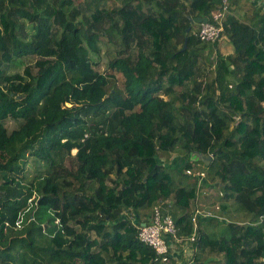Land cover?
Masks as SVG:
<instances>
[{
    "label": "trees",
    "instance_id": "obj_1",
    "mask_svg": "<svg viewBox=\"0 0 264 264\" xmlns=\"http://www.w3.org/2000/svg\"><path fill=\"white\" fill-rule=\"evenodd\" d=\"M220 4L0 0V264H180L138 225L160 204L189 235L198 166L221 214L198 216L191 264H264V10L228 14L222 52L188 18ZM193 150L210 161L160 159Z\"/></svg>",
    "mask_w": 264,
    "mask_h": 264
},
{
    "label": "built area",
    "instance_id": "obj_2",
    "mask_svg": "<svg viewBox=\"0 0 264 264\" xmlns=\"http://www.w3.org/2000/svg\"><path fill=\"white\" fill-rule=\"evenodd\" d=\"M220 7L215 9L210 17H207L206 21L196 22V27L193 29V34L199 38L201 42H214L224 32V24L226 18L229 14L231 1L230 0H220ZM194 162V159H190ZM185 172L192 176L193 180L196 181L197 193L194 199V203L197 202L198 196L201 193L206 192L203 187V181L206 177V170L201 167L187 168ZM214 186V185H213ZM220 195L222 191L218 192ZM218 207V205H217ZM215 213L210 209L203 210L199 206H195L192 214V232L187 236H180L178 234V227L176 226L175 220L168 213H163L160 208V204H155L152 207V215L148 223L138 225V238L153 247L155 250V260L168 261L171 256L177 257L175 255L176 249L173 247H178L179 243L181 245H188L192 249H196L193 246V242L196 241L198 216L212 215ZM22 218L16 220V225L20 226ZM195 252V251H194ZM178 258V257H177ZM178 260V259H177ZM191 259L187 262L191 263ZM178 262V261H177Z\"/></svg>",
    "mask_w": 264,
    "mask_h": 264
},
{
    "label": "rangeland",
    "instance_id": "obj_3",
    "mask_svg": "<svg viewBox=\"0 0 264 264\" xmlns=\"http://www.w3.org/2000/svg\"><path fill=\"white\" fill-rule=\"evenodd\" d=\"M249 1L250 0H246V3L248 4ZM251 1H254L257 4L264 3V0L263 1H261V0H257V1L256 0H251ZM101 47H102V58L100 60L101 63H100V65H97L96 67L99 68L100 71L111 72L112 69L109 68L108 65H107L109 56L106 53V49H105L106 48V44L101 42ZM27 60H29V59H27ZM204 63L206 65V61L205 60H204ZM33 71H35V67H33ZM115 73L117 75V84L119 86H121L123 84L122 74L119 73V72H115ZM8 122L11 123V120H9ZM74 152H75V149L74 148L71 149V153H74ZM172 154H173V156L171 155L172 157H169L168 160H163L162 158H160L161 161L166 162V164H176L177 166H181V164L183 163L184 159L190 160V158L193 157L191 155H187L185 158H181V160H179L178 154H176L175 152L172 153ZM26 171L30 175H32V174H34L36 172V163L34 162L32 157H29L27 159ZM205 182L208 183V180H206ZM211 183L214 186H210L206 190V192L201 193L198 196L197 202L193 203L192 208H194L195 206H199V207L203 208V210L210 209V210L216 212L217 214L218 213L221 214V212L217 208V205L215 206V203L217 201H219V199L214 195V191L217 190L218 184L216 182H214L213 179H211ZM231 210H233V209L231 208ZM221 216H222L221 218H224L223 215H221ZM173 249L174 250L176 249L175 255L178 257V258L177 257L176 258L178 259L179 262H183V261L191 258L193 256L194 251L197 250V249L194 250L193 248L191 249L190 246H188V245H181L180 243H179L178 247L174 246Z\"/></svg>",
    "mask_w": 264,
    "mask_h": 264
},
{
    "label": "crops",
    "instance_id": "obj_4",
    "mask_svg": "<svg viewBox=\"0 0 264 264\" xmlns=\"http://www.w3.org/2000/svg\"><path fill=\"white\" fill-rule=\"evenodd\" d=\"M257 1V0H256ZM263 1V0H261ZM264 10V3L257 4L254 1H249L246 3V0H234L232 1L229 14L234 15L241 20L247 23H256L258 21V15ZM225 36V35H224ZM225 37H220L218 46L220 51L228 52L230 50L229 46L225 43ZM122 79H124L122 75ZM173 156V154H171ZM170 155V157H172ZM179 160H181L182 155L178 154ZM188 261L185 260V262ZM185 262L183 264H185ZM182 264V262H180Z\"/></svg>",
    "mask_w": 264,
    "mask_h": 264
},
{
    "label": "water",
    "instance_id": "obj_5",
    "mask_svg": "<svg viewBox=\"0 0 264 264\" xmlns=\"http://www.w3.org/2000/svg\"><path fill=\"white\" fill-rule=\"evenodd\" d=\"M188 18L191 22H198V21H206L207 20V16H194L191 17L190 15H188ZM191 27H187L186 30L188 31ZM187 45V38L185 37L182 49H184ZM188 155H191L193 157H191L190 159H199L202 160L204 163H208L211 159V155L210 154H204L201 153L199 151L193 150L192 152H189ZM142 224H145V222H142Z\"/></svg>",
    "mask_w": 264,
    "mask_h": 264
},
{
    "label": "clouds",
    "instance_id": "obj_6",
    "mask_svg": "<svg viewBox=\"0 0 264 264\" xmlns=\"http://www.w3.org/2000/svg\"><path fill=\"white\" fill-rule=\"evenodd\" d=\"M195 23H196V22H195ZM195 27H196V25H195ZM194 29H195V28H194ZM189 259H191V260H192V257H191V258H189ZM189 259H188V261H189ZM188 261H187V262H188ZM191 263H192V261H191ZM191 263H190V264H191ZM186 264H188V263H186Z\"/></svg>",
    "mask_w": 264,
    "mask_h": 264
}]
</instances>
